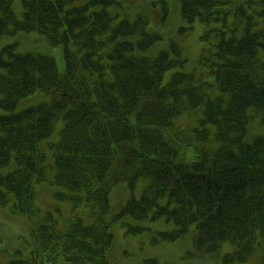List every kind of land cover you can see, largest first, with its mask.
Listing matches in <instances>:
<instances>
[{"label": "trees", "instance_id": "trees-1", "mask_svg": "<svg viewBox=\"0 0 264 264\" xmlns=\"http://www.w3.org/2000/svg\"><path fill=\"white\" fill-rule=\"evenodd\" d=\"M75 1L21 0L19 15L0 0V38L36 32L65 59L0 49V208L30 235L6 264H110V192L137 180L145 189L123 214L176 225L155 242L193 231L201 257L231 242L221 264H264V0H181L182 17L203 26L191 71L177 44L147 54L161 40L150 18ZM43 184L70 203L68 224L42 208Z\"/></svg>", "mask_w": 264, "mask_h": 264}, {"label": "rangeland", "instance_id": "rangeland-1", "mask_svg": "<svg viewBox=\"0 0 264 264\" xmlns=\"http://www.w3.org/2000/svg\"><path fill=\"white\" fill-rule=\"evenodd\" d=\"M88 1L76 0L75 5L80 6ZM111 1L115 3L108 7L109 11L119 13V17L127 16L133 20L137 15H142L150 18V29L159 33L161 40L152 46L148 55L155 56L159 51L169 48L172 44H177L183 48L182 53L188 59L187 69L191 71L195 66L200 69L198 60L203 51L201 42L203 26L199 21L189 24L182 17L181 0ZM118 1L121 4H117ZM14 7L20 15L22 13L21 0H15ZM13 41L20 42L19 52L32 51L54 55L61 68H64L63 48L53 46L39 33L6 35L0 38V48ZM43 97L40 93L27 97L18 106V109L36 105ZM179 121L181 124L191 123L186 117H181ZM41 146L47 153L48 162L52 163L53 155L47 148V144L42 143ZM145 185L146 180L138 182L134 188L120 184L110 192L111 215H113L110 229L114 235V244L109 256L110 264H221L223 254L234 250V244L226 242L221 245L217 253L201 257L200 251L193 246V231L173 243L155 242V237L159 236L162 231H171L176 227L173 221L168 222L162 217L136 221L130 215L123 214L122 211L130 198L141 197ZM59 190V188L50 187L47 184L39 187L42 208L44 211L53 212L59 218L62 226L70 222L69 209H71V205L69 202L58 200L55 193ZM60 206L63 212L57 210ZM86 221L90 220L86 219ZM127 224L148 228L141 234L128 233ZM29 236L26 222L22 218L15 217L7 209L0 208V264H6L12 260L17 251H27Z\"/></svg>", "mask_w": 264, "mask_h": 264}, {"label": "bare ground", "instance_id": "bare-ground-1", "mask_svg": "<svg viewBox=\"0 0 264 264\" xmlns=\"http://www.w3.org/2000/svg\"><path fill=\"white\" fill-rule=\"evenodd\" d=\"M180 8H181V6H180ZM112 13V12H111ZM113 15H117V16H120V14L119 13H112ZM150 24V23H149ZM149 27H150V25H149ZM7 35H11V34H7ZM6 36V35H5ZM4 37V36H3ZM2 38V37H1ZM19 45H20V42L19 41H13V42H11V43H8V44H5V45H3L0 49H3V48H5V47H7V46H10V47H12V48H14V50H15V52H16V54L17 53H21V54H24V53H26V52H19L18 51V48H19ZM21 46V45H20ZM53 46H57V45H53ZM28 52V51H27ZM44 54H46V55H51V54H48V53H44ZM52 56V55H51ZM141 180H137L136 181V183H138V182H140ZM135 183V184H136ZM123 184H126V185H128V186H130V184H128V183H126V182H123ZM120 185V184H119ZM118 186V185H117ZM116 187V186H115ZM114 188V187H113ZM58 210V209H57ZM59 211V210H58ZM109 219H110V221H111V219H113V215H111L110 214V216H109ZM115 219V218H114ZM166 220V219H165ZM166 221H168V222H170V220H166ZM110 226H111V223H110Z\"/></svg>", "mask_w": 264, "mask_h": 264}]
</instances>
